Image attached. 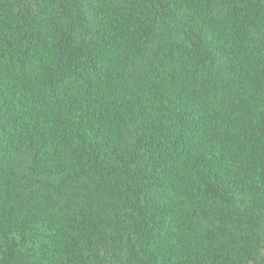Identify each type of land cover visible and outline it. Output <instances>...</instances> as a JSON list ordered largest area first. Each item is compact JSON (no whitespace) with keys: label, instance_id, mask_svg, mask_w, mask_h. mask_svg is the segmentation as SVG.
Returning a JSON list of instances; mask_svg holds the SVG:
<instances>
[{"label":"trees","instance_id":"trees-1","mask_svg":"<svg viewBox=\"0 0 264 264\" xmlns=\"http://www.w3.org/2000/svg\"><path fill=\"white\" fill-rule=\"evenodd\" d=\"M0 264H264V0H0Z\"/></svg>","mask_w":264,"mask_h":264}]
</instances>
